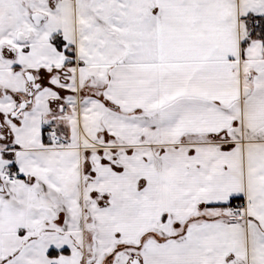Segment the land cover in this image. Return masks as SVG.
<instances>
[{
	"label": "snow or ice",
	"instance_id": "obj_1",
	"mask_svg": "<svg viewBox=\"0 0 264 264\" xmlns=\"http://www.w3.org/2000/svg\"><path fill=\"white\" fill-rule=\"evenodd\" d=\"M0 264H264V0H0Z\"/></svg>",
	"mask_w": 264,
	"mask_h": 264
}]
</instances>
